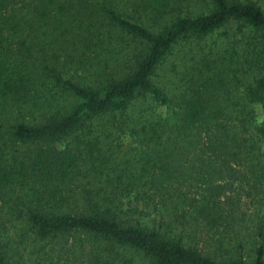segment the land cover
Segmentation results:
<instances>
[{
	"label": "trees",
	"instance_id": "trees-1",
	"mask_svg": "<svg viewBox=\"0 0 264 264\" xmlns=\"http://www.w3.org/2000/svg\"><path fill=\"white\" fill-rule=\"evenodd\" d=\"M263 207L262 0H0V264H264Z\"/></svg>",
	"mask_w": 264,
	"mask_h": 264
},
{
	"label": "rangeland",
	"instance_id": "rangeland-1",
	"mask_svg": "<svg viewBox=\"0 0 264 264\" xmlns=\"http://www.w3.org/2000/svg\"><path fill=\"white\" fill-rule=\"evenodd\" d=\"M206 1L207 0H190L191 4L193 6H196L197 8L202 6L203 3L206 2ZM262 2H264V0H262ZM236 26H238V25L235 24V29L236 28L238 29V27H236ZM214 39H219L218 42L221 41L219 35L214 36ZM187 52H189V53L187 54ZM193 53L194 52H191V48H188V46L181 45L180 47H178L176 49V52L174 53V55H172L170 57V59L163 65L162 70H160V74L163 75V76H167V79L164 80L163 76L161 77V79H163L164 81H167L169 78H171L170 80L172 81V79H173V62L176 61L177 64H178V70L182 71L185 68L184 65H183V60H184L183 57L187 56V59H189V56H191ZM249 204H251V209L252 210H256V212H258V210L256 209L258 207V205L254 206V204L252 205V203H250L248 201V205ZM262 213H264V212H262ZM190 239L195 240L193 237H190ZM198 241H199V244H200V246L202 248L211 249L210 240H206L204 234L199 233L197 235V242Z\"/></svg>",
	"mask_w": 264,
	"mask_h": 264
}]
</instances>
